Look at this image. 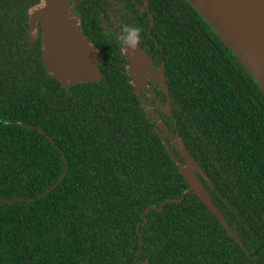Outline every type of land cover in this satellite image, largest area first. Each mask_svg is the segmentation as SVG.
Returning <instances> with one entry per match:
<instances>
[{
	"label": "trees",
	"instance_id": "1",
	"mask_svg": "<svg viewBox=\"0 0 264 264\" xmlns=\"http://www.w3.org/2000/svg\"><path fill=\"white\" fill-rule=\"evenodd\" d=\"M37 1L0 0V264H264V93L209 23L187 0H149L150 30L134 9L164 135L98 22L101 77L47 74ZM176 135L237 239L193 190L164 202L188 187Z\"/></svg>",
	"mask_w": 264,
	"mask_h": 264
},
{
	"label": "water",
	"instance_id": "2",
	"mask_svg": "<svg viewBox=\"0 0 264 264\" xmlns=\"http://www.w3.org/2000/svg\"><path fill=\"white\" fill-rule=\"evenodd\" d=\"M196 11L209 23L213 32L224 41L246 70L254 77L264 93V0H187ZM28 39L40 38L43 65L47 74L55 78L64 87L87 81H96L101 77L99 64L102 55L99 49L82 32L78 17L73 14L67 0H38L28 10ZM40 23V34H39ZM131 63V77L134 89L140 90L145 85L147 76L153 77L167 93L162 65L155 72L152 60L137 44L136 50L128 55ZM138 75V78H137ZM147 89H150L147 86ZM169 110V97L166 102ZM152 116L164 135H168L167 126L162 119ZM172 144L184 157L180 162L168 150L177 169L188 182V187L179 198L166 201L179 202L185 192L193 190L213 212L216 218L232 234L237 236L227 225L224 217L211 202L208 192L196 174L201 169L188 154L180 136L170 138ZM162 202L158 209L163 205ZM156 208L154 204L146 208ZM146 264V261L141 263Z\"/></svg>",
	"mask_w": 264,
	"mask_h": 264
},
{
	"label": "flooded vegetation",
	"instance_id": "3",
	"mask_svg": "<svg viewBox=\"0 0 264 264\" xmlns=\"http://www.w3.org/2000/svg\"><path fill=\"white\" fill-rule=\"evenodd\" d=\"M67 2L70 8L72 9L73 14H75L78 17L80 27L84 34L87 33L91 35L92 32L94 31L93 29L94 26H92L91 24L98 22L102 26V30L104 32L110 33V35L114 37L117 46L121 54L123 55V60L121 61V64L125 66V68L127 69L130 77V82L132 83V85H134V81H132L133 78L131 77L132 65L128 59V55L131 54L132 50H136V44L148 56L150 55L145 51L144 47L142 46V38L144 40L146 39L137 31L135 26L131 25L130 21L133 18V16L136 14L134 9H136L140 14L145 13L149 18L148 30H150V27L153 24V20H152L153 16L150 10V1L149 0H67ZM38 31L40 34V23H39ZM99 35L100 33L98 32L97 35L98 38ZM88 39L91 42H93L90 38ZM151 60H152L151 66L155 72L158 70V68L161 65L163 67L162 63L156 64L152 59V57ZM152 78L153 77L147 76L145 78V85L142 86V89L140 90L135 89V90L142 92L145 96H147L148 101L151 102L150 103L151 105L146 104L145 109L148 110L151 113V115L153 111L154 115L157 116L156 115L157 112L155 108L157 104L160 102V99L156 98L155 93L152 92L150 84H157L161 88L162 85L160 83H155ZM147 86H149L150 89H147ZM143 102L145 103L146 101L143 100ZM166 102H167V95H166L165 103L160 104L161 106L165 105L164 109L162 108L159 109L161 113L163 110H164L163 113L164 112L169 113L170 109L169 110L167 109Z\"/></svg>",
	"mask_w": 264,
	"mask_h": 264
}]
</instances>
